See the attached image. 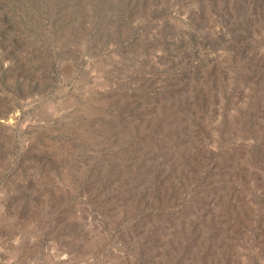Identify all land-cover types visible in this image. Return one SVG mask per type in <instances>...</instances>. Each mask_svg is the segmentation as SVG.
Segmentation results:
<instances>
[{
    "label": "rangeland",
    "instance_id": "1",
    "mask_svg": "<svg viewBox=\"0 0 264 264\" xmlns=\"http://www.w3.org/2000/svg\"><path fill=\"white\" fill-rule=\"evenodd\" d=\"M0 264H264V0H0Z\"/></svg>",
    "mask_w": 264,
    "mask_h": 264
}]
</instances>
